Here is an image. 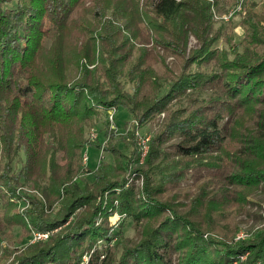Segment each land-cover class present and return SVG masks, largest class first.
Returning <instances> with one entry per match:
<instances>
[{
  "label": "trees",
  "instance_id": "16d2710c",
  "mask_svg": "<svg viewBox=\"0 0 264 264\" xmlns=\"http://www.w3.org/2000/svg\"><path fill=\"white\" fill-rule=\"evenodd\" d=\"M238 1L243 37L216 49L206 0H0V264H264V224L235 239L225 220L264 190V12ZM149 40L182 57L178 72H157ZM112 107L141 124L167 111L130 169L140 187L125 177L133 131L102 120ZM97 123L103 157L72 179Z\"/></svg>",
  "mask_w": 264,
  "mask_h": 264
},
{
  "label": "rangeland",
  "instance_id": "374dc122",
  "mask_svg": "<svg viewBox=\"0 0 264 264\" xmlns=\"http://www.w3.org/2000/svg\"><path fill=\"white\" fill-rule=\"evenodd\" d=\"M209 3V12H210V20L212 22V29L210 31V35L213 32H216V37L214 39V42L212 44V48L216 49H222L224 47H227L228 45H234L237 43L242 37L244 32V27L241 23V19L243 17L244 9L243 5L240 1L234 0L230 1L228 3L223 4L222 2H216V0H206ZM256 1V9L259 11L264 12V0H255ZM229 9H234L231 15L225 20L223 16L228 12ZM218 29V30H216ZM220 29V30H219ZM229 34V35H228ZM186 44V50H185V56L187 57L189 53L191 52V49L197 48L198 41L197 39L191 34L190 31L187 32V36L185 39ZM153 43L152 40H149L148 42H145L142 44V46L151 49L152 51L156 52L158 55V59H160L158 64L155 65L157 72L159 73H167V75L171 76L170 70L173 69V73L178 72L180 69V66L182 64V57L176 56L175 52L172 50H164L161 45H156ZM153 48V49H152ZM161 63V64H159ZM167 69L166 70H163ZM76 76L79 74L78 70L75 71ZM176 98H173L171 100V104L175 107ZM109 115H111V118H109ZM167 115L166 110H161L159 112H156L154 115H152L149 119H147L144 123H139L138 119L134 117L128 116L126 119L123 118L125 116V111L119 107H112L106 113L103 114L102 120H107L108 124V130L112 131L115 136H119L124 138V141L130 142L132 135L129 133L130 130L133 131L135 136V142L138 147L137 138L138 135H148L149 141L150 139L157 133H159L162 130L163 125L165 124V117ZM125 120V121H124ZM136 122V123H135ZM91 128H94L96 132V138L94 141H96L99 138V144L100 145H94L89 144L84 149L86 150L85 153L87 155L86 162L83 161L82 156L79 158L80 168L79 172L76 176H74L72 179H75L77 177L83 178V179H91L92 172L91 169H94L99 161L103 157V146L106 145L108 141V136H103V124H91L87 126V128L84 130V136L90 140L89 138V131ZM92 141V140H90ZM171 140L164 143L168 144ZM131 149V145L127 146L126 151L129 152ZM149 149V147H148ZM139 150V149H138ZM128 161V170L125 172V177H127V181L134 180L137 187H140L143 183V175L140 173L137 177L132 176V169L134 167V164L142 165V163L145 161L144 158L141 159L138 155H136L133 158L127 159ZM137 166V165H136ZM90 169V170H89ZM193 178L186 177V180L183 181L184 184H191ZM186 186V185H184ZM24 190L25 187L29 188L27 186H21ZM107 195V191L103 192V195ZM98 198V197H97ZM253 200V201H249ZM120 218L117 212L114 213V215H110L108 217L107 224H110L111 227V221H113L112 225H114V228L118 227L120 229L121 226L118 224L121 222L116 218ZM70 219V217L68 218ZM102 217H99L97 222H102ZM225 220L231 221L230 224H235V232L234 237L235 239L238 237L244 236V234H247L250 230L253 228H256L258 226H261L264 224V190L257 188L255 191L249 193L248 195V201L245 204V207L238 211V213L233 217H225ZM32 232V233H31ZM30 232V238L29 240L32 242L34 240L43 239L47 236V231H37L33 230ZM34 232H42L44 236L40 238L34 237ZM122 235L124 237H130L134 235V230L132 227V224H127L123 227ZM18 233V228L15 226L13 228V234L16 235ZM239 234H242V236H239ZM117 236L113 235L111 243L109 245H113L114 240H116ZM98 246L100 242L98 241ZM93 249V248H91ZM89 252L83 253L80 257L81 261L84 256H88ZM232 264H235L234 262Z\"/></svg>",
  "mask_w": 264,
  "mask_h": 264
},
{
  "label": "built area",
  "instance_id": "2783aa9c",
  "mask_svg": "<svg viewBox=\"0 0 264 264\" xmlns=\"http://www.w3.org/2000/svg\"><path fill=\"white\" fill-rule=\"evenodd\" d=\"M234 9H229L228 12L223 16V18L226 20L230 15L231 13L233 12ZM109 118H111V115H109ZM136 123V122H135ZM96 132L94 130V128H91L90 131H89V139L90 140H94L96 138ZM137 143H138V149H139V157L141 159L144 158V156L147 154L148 152V147H149V136L148 135H141L139 134L138 135V138H137ZM86 150H84L82 152V159L84 162H86V159H87V155L85 153ZM44 236V234L42 232H34V237L35 238H40ZM239 236H242V234H239ZM88 256H84L83 259L78 263V264H88ZM242 257V256H241Z\"/></svg>",
  "mask_w": 264,
  "mask_h": 264
}]
</instances>
